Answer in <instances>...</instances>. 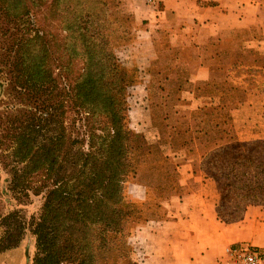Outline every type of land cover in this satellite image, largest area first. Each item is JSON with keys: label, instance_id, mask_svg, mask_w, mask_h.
Returning a JSON list of instances; mask_svg holds the SVG:
<instances>
[{"label": "trees", "instance_id": "1", "mask_svg": "<svg viewBox=\"0 0 264 264\" xmlns=\"http://www.w3.org/2000/svg\"><path fill=\"white\" fill-rule=\"evenodd\" d=\"M37 1L48 4L66 33L63 53L84 62L73 87L74 104L93 118H105L106 126L90 136L88 151L70 137L64 102L57 99L50 44L29 29L26 0H0L5 20L19 24L22 32L13 40L9 61L10 86L26 102L12 153L13 188L30 189V179L39 173L51 181L38 219L24 222L17 212L2 219L0 251L15 248L30 229L37 248L33 264H140L125 239L126 226L139 211L125 199L124 184L137 176L143 141L130 128L127 92L147 90L151 69L140 67L138 53L128 48L123 50L130 58L119 61L115 41L128 40L129 30L110 11L115 0ZM245 69L243 84L237 82L243 90L231 111L234 132L201 162L205 178L216 185V212L226 224L242 221L251 206L264 209V68ZM257 75L262 85L256 86ZM137 109L145 116L137 128L146 130L152 124L146 119L150 108Z\"/></svg>", "mask_w": 264, "mask_h": 264}, {"label": "crops", "instance_id": "2", "mask_svg": "<svg viewBox=\"0 0 264 264\" xmlns=\"http://www.w3.org/2000/svg\"><path fill=\"white\" fill-rule=\"evenodd\" d=\"M118 4L119 13L136 25V42L129 49L138 53L134 58L140 67L151 69L145 82L148 94L158 90L164 96L154 106V124L161 116L176 115L177 107L198 114V130L179 124L177 129L188 133L187 139L180 146L172 139L164 157L166 176L177 181L176 186L158 179L156 187L174 192L171 197L177 200L167 199L162 205L172 220L150 227L152 257L157 264H234L227 257L230 247L246 243L264 251V209L249 207L237 223L220 221L216 185L201 171L203 157L226 142L221 128L227 113L219 106L236 109L228 95L243 90L237 87L233 70L264 68V0H118ZM196 118L188 122L195 123ZM174 122L169 120L171 128L176 127ZM155 125L152 130L157 133ZM133 186L146 195L149 184ZM157 239L163 241L160 252Z\"/></svg>", "mask_w": 264, "mask_h": 264}, {"label": "rangeland", "instance_id": "3", "mask_svg": "<svg viewBox=\"0 0 264 264\" xmlns=\"http://www.w3.org/2000/svg\"><path fill=\"white\" fill-rule=\"evenodd\" d=\"M108 1L110 2L112 0ZM26 3L29 15L24 17V19L29 22V29L44 34L51 47V70L56 80V93L60 94V96L57 95V97H59L57 99L60 101L62 99L65 105V126L67 132L72 139L79 140L84 150L88 151L90 136L93 133H101L100 130L106 126V119L102 117L93 118L84 110L76 107L72 99L74 83L77 77L82 73L84 62L82 59L70 61L65 53H63L61 44L63 43L66 33L62 30L58 20L50 12L48 4L41 6L37 0H26ZM109 8L113 14H117L119 24H124V27L129 30L128 40L123 43H120L122 40L115 41V43L118 44L115 53L119 61L123 64L131 56V53L125 52L123 48L129 49V46L136 40L135 36L137 31L134 27L136 25H133L132 20L125 18V16L128 15L119 13L118 0H115ZM19 27V24H12L6 21L0 10V240L5 231V228L1 225L2 219L8 214L17 212L20 219L28 223L39 218L46 200L47 190L51 186V181L47 179L44 173L34 175L30 179V189L28 190H22L20 188L14 189L12 184L13 170L14 167H16L12 157L13 149L15 148V136L19 132L21 120H23L26 111L24 97L15 92L9 82V61L11 55H13L10 50L13 40L19 33L22 34L20 31L17 32ZM157 70L158 69L155 68L152 72H157ZM246 76V69L244 67H237L233 70V77L237 87H239L237 82L243 84ZM257 79L256 86L262 85L260 83L263 81V78L257 75ZM139 81L138 79L137 84H139ZM151 86L157 90V84L151 82L150 87ZM239 92L236 93V95H228V99L234 101L236 105ZM148 93L149 91L143 88L129 89L127 92V101L130 110V128L134 132L143 135V141L140 151L142 160L139 164L137 176L134 180H130L124 184L125 199L135 204L139 211L137 214L138 217L127 224L125 239L134 248V254L131 255L134 260L139 261L140 264H157L159 260L152 257L151 244L149 245L151 241H154L150 239V227L154 225L153 222L172 220V217H166V212L162 205L167 199L175 198L177 200V197H171L174 192L170 190L166 191L165 187L162 186L157 188L156 185H158V179L163 181L166 179L167 186H176L175 183L177 181L166 176L165 170L167 161L164 157L165 154L170 152L168 145L170 144L169 142L173 141L172 139H178L176 140L179 141L178 146L182 145L183 141L187 139L188 133L180 131L179 128L177 129L179 124L181 125L182 123L185 128L191 127V131H193V129L198 130L196 129L198 126L196 116H198V114L177 107L178 111L176 115L172 114L166 118L161 116L160 122L155 125L154 106L161 102L159 98L164 96L158 95V90L152 93V95ZM139 105L141 107L147 105L150 108V115H146V119L148 121L151 119L152 124H148V129L146 130L137 128V123L143 121L145 117L142 115L143 110L141 109L140 111L137 109ZM220 107L227 113L226 120L221 128V137L223 139L225 138L226 142H228L230 133L234 132V129L232 130L231 109H228V107L231 106L221 103L219 109ZM215 112H217V109H215ZM253 117L259 119L258 115H253ZM171 118L178 123L177 125V123L174 122L176 127H170L169 120ZM190 118H196V122L189 123L188 120ZM154 125L158 131L157 133H154L152 130ZM200 126L201 124H199V129ZM177 135H179L180 138H178ZM191 136L193 137L192 133ZM155 140H157V142L150 144L151 141ZM180 148L182 147H177L178 150H182ZM193 152H195V150H193ZM18 167L20 168L21 165ZM169 167L170 175L174 174L173 169H175V165L172 164ZM138 182L149 184L146 195H143V192L139 194L140 190L133 186ZM169 188L170 187H167L166 189ZM217 197H219L218 194ZM155 242L157 244V250H159V252L162 251L163 241L157 239ZM36 253V238L31 230L28 229L22 235L19 244L15 248L0 251V264H33Z\"/></svg>", "mask_w": 264, "mask_h": 264}, {"label": "built area", "instance_id": "4", "mask_svg": "<svg viewBox=\"0 0 264 264\" xmlns=\"http://www.w3.org/2000/svg\"><path fill=\"white\" fill-rule=\"evenodd\" d=\"M227 257L234 264H264V251L246 243L230 247Z\"/></svg>", "mask_w": 264, "mask_h": 264}]
</instances>
